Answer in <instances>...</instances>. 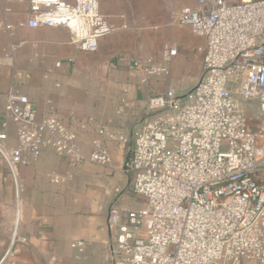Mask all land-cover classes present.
Here are the masks:
<instances>
[{"label": "built area", "instance_id": "built-area-1", "mask_svg": "<svg viewBox=\"0 0 264 264\" xmlns=\"http://www.w3.org/2000/svg\"><path fill=\"white\" fill-rule=\"evenodd\" d=\"M10 1L27 5L32 25L68 29L82 51L96 50L111 31L98 24V0ZM179 22L204 40L197 48L202 73L183 101L174 88L148 99L153 115L135 133L125 162L131 189L145 203L110 213L114 264H264V0H196L181 8ZM177 52L166 47L159 62L133 59L127 66L142 82L168 77ZM4 116L16 125L10 149L0 132L16 191L24 155L35 159L46 147L71 167L110 162L101 139L86 153L73 130L54 115L39 119L14 89ZM98 134L125 142L104 126Z\"/></svg>", "mask_w": 264, "mask_h": 264}, {"label": "crops", "instance_id": "crops-1", "mask_svg": "<svg viewBox=\"0 0 264 264\" xmlns=\"http://www.w3.org/2000/svg\"><path fill=\"white\" fill-rule=\"evenodd\" d=\"M98 2V24L111 31L88 52L71 41L64 27L32 25L25 3L0 0V132L7 135L5 149L16 145V125L4 116L6 94L14 89L29 99L39 119L54 115L73 130L83 151L89 153L99 138L110 154L107 165L75 167L49 147L35 159L25 154L16 169L18 191L0 155V264H114L110 213L121 210L123 195L135 205L130 210L145 203L131 189L132 173L125 162L135 133L153 115L148 99L174 88L183 100L201 76L197 48L204 40L179 22L181 8L196 0ZM141 33L168 34L163 49L178 51L168 77L148 76L142 82V74L128 68L133 59L154 60L150 50L155 43L136 37ZM142 46L149 52H141ZM184 50L186 56L180 55ZM160 60L161 55L154 61ZM183 65L190 73L185 82ZM99 126L125 142L99 135ZM54 176L60 180L55 182ZM75 242L82 243L81 251L72 246Z\"/></svg>", "mask_w": 264, "mask_h": 264}, {"label": "rangeland", "instance_id": "rangeland-1", "mask_svg": "<svg viewBox=\"0 0 264 264\" xmlns=\"http://www.w3.org/2000/svg\"><path fill=\"white\" fill-rule=\"evenodd\" d=\"M144 36H147L150 39V41H153L155 43V46H154L155 48H153L152 50H150V52L153 54V58L155 60L163 52L162 50L161 51L159 50L158 46L159 45H162L161 47L163 49V46H165V44H166L165 42L169 38L168 37V34H166V33H157V34L147 33V34H142L141 33V34L136 35V37L141 38V39L144 38ZM142 45H144V44H142ZM141 48H142L140 50L141 52H145V53L149 52V51L145 50L143 46ZM177 48L180 51V50H182L183 46L182 45H179V46H177ZM182 53L184 54V56H186V53L187 52H185V50H184V52H181L180 55ZM156 62H158V61H156ZM169 66H170V64H169ZM172 66H173V64H172ZM183 69H184L185 72L183 73V75L181 76V78H182V82H185V80L187 81L190 78V73H189V71L186 70V68H185L184 65H183ZM119 205H120L121 210L122 209L133 208V206H135V205L132 204V200L128 196H126V195H123L122 199L119 202Z\"/></svg>", "mask_w": 264, "mask_h": 264}]
</instances>
